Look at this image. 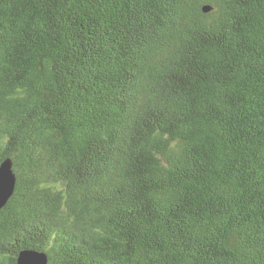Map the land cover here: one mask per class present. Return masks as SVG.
Wrapping results in <instances>:
<instances>
[{
  "label": "trees",
  "instance_id": "trees-1",
  "mask_svg": "<svg viewBox=\"0 0 264 264\" xmlns=\"http://www.w3.org/2000/svg\"><path fill=\"white\" fill-rule=\"evenodd\" d=\"M8 158L0 264H264V0H0Z\"/></svg>",
  "mask_w": 264,
  "mask_h": 264
},
{
  "label": "water",
  "instance_id": "water-1",
  "mask_svg": "<svg viewBox=\"0 0 264 264\" xmlns=\"http://www.w3.org/2000/svg\"><path fill=\"white\" fill-rule=\"evenodd\" d=\"M16 178L13 161L10 158L4 160L0 165V208L12 196L16 186ZM48 261L47 253L37 249L22 250L18 257V264H48Z\"/></svg>",
  "mask_w": 264,
  "mask_h": 264
}]
</instances>
